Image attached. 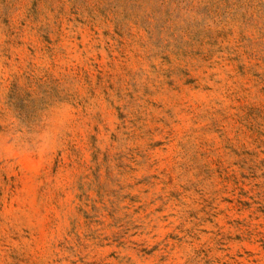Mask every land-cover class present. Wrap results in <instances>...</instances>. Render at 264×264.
Instances as JSON below:
<instances>
[{
	"label": "rangeland",
	"instance_id": "rangeland-1",
	"mask_svg": "<svg viewBox=\"0 0 264 264\" xmlns=\"http://www.w3.org/2000/svg\"><path fill=\"white\" fill-rule=\"evenodd\" d=\"M0 264H264V0H0Z\"/></svg>",
	"mask_w": 264,
	"mask_h": 264
}]
</instances>
